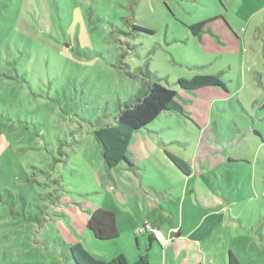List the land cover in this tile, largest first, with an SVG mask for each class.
I'll return each instance as SVG.
<instances>
[{
  "label": "rangeland",
  "instance_id": "rangeland-1",
  "mask_svg": "<svg viewBox=\"0 0 264 264\" xmlns=\"http://www.w3.org/2000/svg\"><path fill=\"white\" fill-rule=\"evenodd\" d=\"M216 17L239 42L210 53L188 27ZM141 70L183 105L191 92L176 81L198 74L218 76L232 94L217 105L226 113L211 132L221 145L205 175L223 211L200 222L196 246L206 264L228 250L240 264H264V0H0V264H73L75 243L107 262L127 232L144 234L150 220L129 219L113 201L122 183L94 137L133 99ZM183 123L165 115L149 132L190 156L198 135ZM200 155L212 153L202 146ZM126 200L135 208L138 199ZM97 207L123 213L112 250L85 229Z\"/></svg>",
  "mask_w": 264,
  "mask_h": 264
},
{
  "label": "crops",
  "instance_id": "crops-1",
  "mask_svg": "<svg viewBox=\"0 0 264 264\" xmlns=\"http://www.w3.org/2000/svg\"><path fill=\"white\" fill-rule=\"evenodd\" d=\"M211 21L217 22V25L208 26L196 36L191 34L196 40L195 42H200L199 44L202 45L201 47L206 52L214 53L216 50H222L221 44L228 48L232 43L239 42L236 33L226 21L216 17L204 22ZM222 41L226 43H222ZM190 94L181 93L185 99L188 98L189 101H186L189 103L183 105L179 102L185 109V116L189 120L171 113H162L157 118L169 115L184 122L185 128L196 130L198 139L191 144L190 156H185L183 152L179 151L181 158L160 147L163 145L162 142H158L161 139L157 138L160 136V132H157L156 135L153 132H149L150 126L156 124V119L145 129L135 133L131 138L127 148L128 164L120 163L111 169L105 167L107 170H115L117 176H114L117 177V180L119 179L123 187V191L119 194V191H117L118 184L115 181V187H112L110 192L113 201L119 203L118 206H120L122 211L126 210L125 213L129 214V219L140 220L141 218L143 219L144 214L146 219L150 220V225L155 226L164 239L167 240L164 245H160L149 234L136 236L132 230L127 232L124 236L126 246L123 250L117 251L114 256L123 255L129 263H134L138 258L145 257L149 264H206L204 263V254L201 255L199 245L196 246V243H198L195 238L196 233L199 231V225L202 220H206L208 217L220 214L223 211V209H216L215 200L212 198L209 188L206 187L205 181L206 172L208 169H212L211 162L216 155L213 149H217L221 145L215 139L218 137L214 135V138L212 136L211 127L215 122L214 119L226 113L225 109H221L217 105L221 101L225 102L232 94L229 91L224 93L213 87L202 88ZM202 146L211 150L212 157L200 155ZM168 155L183 160L189 168V173L185 175L177 170ZM143 170L147 179L139 176L143 174L141 173ZM141 186L146 191V193L141 194L142 197L139 196L141 193L139 188ZM128 196L138 199V201L134 202L136 209L128 208L126 200ZM175 197L178 201L174 202ZM96 209L113 213L115 222L119 216L122 219L123 213L121 211L117 213L114 209L93 208V210ZM129 210L134 214L133 218L128 213ZM167 218L170 219L169 223H166ZM87 219L88 215L85 216L86 222ZM166 225L167 227H165ZM162 229L166 231L167 238L164 236ZM133 236L134 241H132ZM122 239V237H118L112 240L111 250L112 246L117 241H122ZM104 251L110 252L107 247H104ZM229 254L236 258L228 250L218 256L207 258L206 262L228 264ZM153 258H155V261H152Z\"/></svg>",
  "mask_w": 264,
  "mask_h": 264
},
{
  "label": "trees",
  "instance_id": "trees-1",
  "mask_svg": "<svg viewBox=\"0 0 264 264\" xmlns=\"http://www.w3.org/2000/svg\"><path fill=\"white\" fill-rule=\"evenodd\" d=\"M209 23L201 22L188 29L193 36H196ZM139 74L142 77L141 87L133 99L120 104L114 123L98 126L94 130L95 140L101 148V156L108 169L120 163H127V148L133 135L153 123L162 113L175 114L189 120L185 116V109L176 100L175 91L162 86L160 80L149 71L141 70ZM176 85L180 90L189 92L208 87L226 90L218 76L196 75L189 80L179 79ZM168 157L177 170L185 175L189 173V168L183 160L171 155ZM85 229L98 241H112L118 238L114 214L102 209L88 213ZM69 252L73 264H149L145 257L129 263L123 255L106 262L93 257L80 243L70 245ZM228 264H239V262L229 254Z\"/></svg>",
  "mask_w": 264,
  "mask_h": 264
},
{
  "label": "built area",
  "instance_id": "built-area-1",
  "mask_svg": "<svg viewBox=\"0 0 264 264\" xmlns=\"http://www.w3.org/2000/svg\"><path fill=\"white\" fill-rule=\"evenodd\" d=\"M141 233L151 235L160 245H164L166 243V240L161 232L157 228L151 227L150 225L144 226L143 229L140 230L139 234Z\"/></svg>",
  "mask_w": 264,
  "mask_h": 264
}]
</instances>
